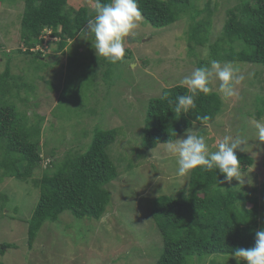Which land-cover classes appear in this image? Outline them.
Here are the masks:
<instances>
[{
    "label": "rangeland",
    "instance_id": "rangeland-1",
    "mask_svg": "<svg viewBox=\"0 0 264 264\" xmlns=\"http://www.w3.org/2000/svg\"><path fill=\"white\" fill-rule=\"evenodd\" d=\"M95 2L68 0L74 8L87 6L90 10ZM237 3L191 0L190 13L165 28L154 27L143 18L137 36L126 40L124 62L115 65L99 59L91 41L79 36L63 52L55 51L59 38H53L46 48L43 46L40 58L24 54L20 37L24 0L0 4V73L10 57L11 73L21 75L18 81L23 85L19 91L11 89L12 102L27 112L30 123L44 116L39 142L44 161L35 177L41 176L50 160L63 161L68 152H85L98 129L118 130L110 153L120 170L119 178L107 186L112 203L100 220L78 219L65 211L57 221L47 222L32 244L27 220L40 191L31 181L4 177L0 181V249L5 251L1 262L155 264L162 253L163 238L151 217L152 200L160 195L187 194L189 175H177L176 159L168 154L166 144L152 150L143 148L145 109L151 97L178 84L199 68L201 60L211 59V45L219 38L226 12ZM198 10L201 13L197 15ZM190 14L197 16L191 19ZM204 19L210 21L208 40L195 44L192 24ZM231 63L244 77L236 86L238 95L222 99L221 113L205 126V133L201 134L197 125L192 130L205 136L210 151L216 150L225 135L247 138L245 152H237L255 159L252 166L242 165L252 183L242 186L233 179L231 184L256 196L264 181V142L259 141L255 127L258 121L264 123V114L257 115L256 101L264 97V65ZM218 87L219 81L214 80L213 90L218 92ZM129 162L132 166L128 168ZM5 243L11 247L6 249ZM201 264H237V260L211 255Z\"/></svg>",
    "mask_w": 264,
    "mask_h": 264
},
{
    "label": "trees",
    "instance_id": "trees-1",
    "mask_svg": "<svg viewBox=\"0 0 264 264\" xmlns=\"http://www.w3.org/2000/svg\"><path fill=\"white\" fill-rule=\"evenodd\" d=\"M9 1L0 0V4ZM138 6L147 23L165 28L190 13L192 4L191 0H138ZM94 15L93 9L74 8L68 0H24L20 23L23 53L41 57L43 50L36 48L43 46L42 34L47 28L59 38L55 51L63 52ZM197 15L190 17L195 19ZM192 25V41L204 44L210 34V21L204 19ZM210 57L209 61L201 60L198 67L209 66L212 60L264 65V0H238L227 10L219 38L211 45ZM11 62L8 57L6 69L0 73V181L6 176L22 178L39 189V199L27 220L32 244L43 226L57 221L65 211L78 219L100 220L104 216L112 203L107 186L120 176L110 153L118 130H96L85 152H68L63 161L50 160L41 176L35 177L44 161L39 144L44 116L30 123L27 112L12 102L11 89L19 91L23 85L19 82L21 75L11 73ZM165 92L167 98L161 99ZM186 92V88L176 84L149 99L142 128L144 149H155L170 139L175 141L195 125L203 134L205 126L221 113V96L213 90L207 96L200 94L195 100L196 109L176 119L172 110L176 97ZM256 101L260 117L264 114V97H257ZM204 116L210 117L206 124L197 119ZM237 155L244 167L255 162L246 153ZM128 165L132 166L130 162ZM223 180L224 175L218 170L208 172L198 167L189 174L187 194L160 195L152 200L151 217L163 238L162 253L155 264H201L205 256H231L238 247L254 246L255 233L264 224V181L254 196L227 182L220 183ZM3 247L8 249L11 244ZM4 253L1 248L0 255Z\"/></svg>",
    "mask_w": 264,
    "mask_h": 264
},
{
    "label": "clouds",
    "instance_id": "clouds-1",
    "mask_svg": "<svg viewBox=\"0 0 264 264\" xmlns=\"http://www.w3.org/2000/svg\"><path fill=\"white\" fill-rule=\"evenodd\" d=\"M95 13L87 21V25L80 30L77 36L85 41H91L95 54L100 59L115 65L124 62L126 55L125 43L128 38L137 36V29L143 22V15L138 6V0H110L102 3L96 0L93 8ZM45 29L42 36L46 33ZM53 32V31H52ZM52 36L56 39L58 37ZM37 49V48H36ZM38 50V49H37ZM240 69L231 62L223 65L217 61H210L209 66L196 68L190 75L178 82V86L186 88L185 94L176 97L175 107L172 109L176 119L196 109V98L213 92L214 80L219 81L218 92L221 99H229L238 95L237 85L244 79L238 75ZM165 92L161 99H166ZM206 124L208 116L197 117ZM258 139L264 142V123L256 122ZM248 140L241 134L225 135L217 144L215 151H210L204 135H197L192 128L185 132L183 138L166 142V151L175 157L178 165L177 175L184 177L198 167L204 171L218 170L224 175V180L231 184L233 179L239 185L251 184V179H246L247 172L242 170L241 160L237 150L245 152ZM243 145V147H242ZM237 260V264H264V229L255 233L254 246L250 248L238 247L231 253Z\"/></svg>",
    "mask_w": 264,
    "mask_h": 264
},
{
    "label": "built area",
    "instance_id": "built-area-1",
    "mask_svg": "<svg viewBox=\"0 0 264 264\" xmlns=\"http://www.w3.org/2000/svg\"><path fill=\"white\" fill-rule=\"evenodd\" d=\"M46 34H47V35L44 34V35L42 36V38L44 39V42H43V46H44V48L47 47L48 40L54 38V37L52 36V31H51V30H47V31H46ZM43 46H38L37 49H41V50L44 51Z\"/></svg>",
    "mask_w": 264,
    "mask_h": 264
}]
</instances>
